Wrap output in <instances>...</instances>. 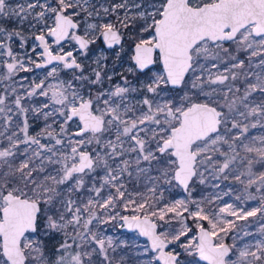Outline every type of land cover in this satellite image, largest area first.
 Masks as SVG:
<instances>
[{"label": "snow or ice", "instance_id": "snow-or-ice-1", "mask_svg": "<svg viewBox=\"0 0 264 264\" xmlns=\"http://www.w3.org/2000/svg\"><path fill=\"white\" fill-rule=\"evenodd\" d=\"M11 20L38 43L21 57L12 43L27 38L0 23V264H264V134H249L264 129V0H0ZM98 39L117 59L130 40L127 72L145 82L104 89L103 50L86 75L76 52ZM33 65L55 83L16 79ZM141 179L146 194L129 189ZM230 179L240 204L224 201L231 189L192 197ZM165 186L187 198L160 204ZM250 217L257 235L237 224ZM112 222L148 244L115 242L101 227Z\"/></svg>", "mask_w": 264, "mask_h": 264}, {"label": "rangeland", "instance_id": "rangeland-1", "mask_svg": "<svg viewBox=\"0 0 264 264\" xmlns=\"http://www.w3.org/2000/svg\"><path fill=\"white\" fill-rule=\"evenodd\" d=\"M9 2L12 3L13 5H15L18 3H25L26 0H9ZM114 2H119V0H93V3H106L108 5H110L111 3H114ZM76 19L79 20L80 17H76ZM109 19H114V17H109ZM93 22H95V21H93ZM0 23H2L3 26L8 28L9 30L15 29V30L21 31L22 35L27 38V43H26L24 48L20 47V43L18 40H14V42L12 43L13 51L18 52L21 57H24L26 52L30 53L33 57L36 56V53H31V48H32V46H34V44H36L38 42H36L32 39V30H30L28 28L27 22H25L23 25H18L15 20L8 21L7 23L0 21ZM83 27H84V25L82 23L81 24V30H80L81 34H83ZM100 40L101 39L96 40L95 43H93L89 46V51H88L87 56H80L79 54L77 55L79 61H81L83 63H88V65H90L89 66L90 67L89 72L88 73L85 72L86 75H88L90 78L92 77V75H93L92 70L97 67L96 59L99 55V51L103 50V51H106L108 53V58H107V60L103 61V63L106 65V67L103 68L102 71L108 73V75H110L112 77L111 80H108L105 78L104 84H103L104 89L114 87L116 84H121L122 83V79H121L122 75L128 76L129 80L133 84H136L137 80H139L140 84H143L145 82L144 79L139 78L138 74L134 76V75L127 72L128 66L132 63V61L130 59V56L132 53L129 49V43L128 42L124 44V51L120 53V58L117 59L116 56L112 54V53L116 52L117 49H110V50L106 49L105 45L103 44L102 41L100 42ZM49 42L52 43L51 38H49ZM61 46L64 47L65 51L72 50V49L78 47V45H76L75 41H70V42H68L64 45H61ZM52 47H53L54 51H57L60 46L55 45L53 43ZM37 51L39 52L40 49H37ZM48 71H49V69H47V68L38 70L33 65L32 71L21 72V73H19V76L16 77V79L19 80L21 77H28L29 78L28 80L23 81V83L25 85H27L32 80H34L36 82L44 80L45 84L55 83V79L53 77H47L46 78V73ZM162 72H163L162 65L160 63H156L155 67H153V72L151 74L156 75V74H161ZM58 78L60 80H64V81H68V80L73 79L72 76H70V77L66 76L63 71H61L58 74ZM74 83L79 84L80 82L74 81ZM237 83H239V82H237ZM97 87H100V86L88 84V85H85L84 90L87 91L88 89H92L94 91ZM2 88H3V85H0V90H2ZM134 95L139 97L140 95H142V93L137 92ZM43 99H44L43 97H36V98H33L32 102L37 103L39 100H43ZM30 123H31V120H30ZM43 125H44V121H42V120L36 121L32 125V127L30 128V132L34 133L35 131H39L40 129H42ZM249 134L250 135L264 134V129H259V128L251 129ZM98 172L100 175L103 174L102 170H98ZM98 181H99V176H98ZM207 188L208 189L205 192H200V194L196 193V195H195V193L192 192V197L195 198L196 200H200L203 197H210L215 192H220L221 190L228 191L229 189H231L230 195L224 196V198H223L224 201H228L230 203L235 202L237 204H240V201H235V197L239 195V196H241V198L243 200L244 196L246 195L243 191V185H241L239 182H237L235 180H231V179L226 180V181H222L220 189H214L210 186H207ZM129 189L133 190V191L142 192L145 194L147 192V188H146V185H145V182L143 181V179H141L135 185L130 183ZM250 191L252 192V194L258 195L255 193L254 189H250ZM186 198H187V194L184 193L181 188L165 186L164 198H163V200L160 201V204H166L169 202H173L175 200L186 199ZM137 199H139V197H137ZM217 203H223V201H218ZM244 203H245V206L252 207V206H256L259 203V201L258 200H251V201H245ZM125 214H130V213H125ZM185 215H187V213ZM259 223H260L259 217H256V218L250 217L248 221H238L237 222L238 226L248 225L247 230L249 232L253 233V235L258 234ZM188 224L192 228L193 232H196L194 222L191 219L188 220ZM101 227L105 230V235H110L115 242H122L123 241V242H127V243L131 244L133 247H135L136 245H139L141 248L145 247L148 244V241L146 239H144L143 237H141L138 233H127V232L123 231V228L120 227L119 224H116V222H112L111 224L101 225ZM189 235H192V233H189ZM229 238L232 242L231 235L229 236ZM252 239H253V236L244 237L242 240H239L238 243L242 244L245 240L252 241ZM227 243H229V242H227ZM202 264H203V262H202Z\"/></svg>", "mask_w": 264, "mask_h": 264}, {"label": "flooded vegetation", "instance_id": "flooded-vegetation-1", "mask_svg": "<svg viewBox=\"0 0 264 264\" xmlns=\"http://www.w3.org/2000/svg\"><path fill=\"white\" fill-rule=\"evenodd\" d=\"M79 34H81L80 32H79ZM102 41V39L100 40V42ZM68 42H70V41H64V42H62V45H64V44H66V43H68ZM103 42V41H102ZM104 44V43H103ZM106 47V46H105ZM78 48V47H77ZM77 48H74V49H72L74 52H75V50L77 49ZM110 50V49H109ZM69 51V50H68ZM79 53L78 52H76V55H78ZM78 62H80V63H82L83 64V66H84V68H85V72L86 73H88L89 72V70H90V65H88V63H83V62H81V61H79L78 60ZM156 65V64H155ZM49 67H52V66H49ZM155 67V66H154ZM41 69H46V68H41ZM38 70H40V69H38ZM63 72H64V74L66 75V76H72L71 75V71L70 70H63ZM139 75V74H138Z\"/></svg>", "mask_w": 264, "mask_h": 264}, {"label": "trees", "instance_id": "trees-1", "mask_svg": "<svg viewBox=\"0 0 264 264\" xmlns=\"http://www.w3.org/2000/svg\"><path fill=\"white\" fill-rule=\"evenodd\" d=\"M128 43L130 44L131 41L129 40ZM207 189H208L207 186L197 184L196 187H195V189L193 190V192L196 195V193H199L200 194V192H205ZM205 226H207L206 222H205ZM227 242L231 243L230 238H228ZM119 254H120V249L117 250V256H119ZM129 255L130 256L134 255V252H129Z\"/></svg>", "mask_w": 264, "mask_h": 264}, {"label": "water", "instance_id": "water-1", "mask_svg": "<svg viewBox=\"0 0 264 264\" xmlns=\"http://www.w3.org/2000/svg\"><path fill=\"white\" fill-rule=\"evenodd\" d=\"M155 65L152 66V68L154 67ZM123 231L127 232V233H138V232H135V231H130L128 230L126 227L123 228ZM143 237V236H141ZM144 239H146L145 237H143ZM147 240V239H146Z\"/></svg>", "mask_w": 264, "mask_h": 264}]
</instances>
